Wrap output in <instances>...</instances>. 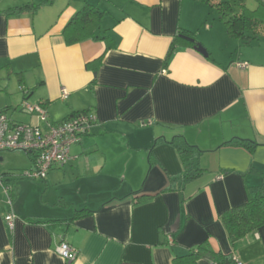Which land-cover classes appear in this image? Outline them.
<instances>
[{
  "label": "crops",
  "instance_id": "obj_1",
  "mask_svg": "<svg viewBox=\"0 0 264 264\" xmlns=\"http://www.w3.org/2000/svg\"><path fill=\"white\" fill-rule=\"evenodd\" d=\"M251 2L257 8L264 0ZM28 3L51 14L6 12ZM86 3L103 11L99 31L110 39L68 45L63 30ZM182 31L208 57L189 47ZM176 37L182 42L166 66ZM244 41L201 0H0V111L36 124L22 110L26 100L44 104L53 123L73 112L96 118L71 160L45 180H16L14 198L0 184V264H174L204 243L217 257L197 264H264V227L232 243L220 220L247 202L264 175V40ZM100 57L92 85L87 65ZM176 135L202 151L208 171L170 188L184 171L169 143ZM100 136L121 152L89 140ZM235 138L258 146L251 153L224 145ZM4 152L1 178L32 168L27 155L30 166ZM36 219L50 222H30ZM62 241L78 252L70 263L57 253Z\"/></svg>",
  "mask_w": 264,
  "mask_h": 264
},
{
  "label": "trees",
  "instance_id": "obj_2",
  "mask_svg": "<svg viewBox=\"0 0 264 264\" xmlns=\"http://www.w3.org/2000/svg\"><path fill=\"white\" fill-rule=\"evenodd\" d=\"M201 1L208 4L211 8L216 9L220 20L225 24L227 32L230 36L245 40L244 42L247 45L258 42L259 40H264L263 2H260L256 9L251 10L247 8L245 4L246 0ZM38 7L39 5L28 3L22 7L19 6L8 9L6 12L22 13L25 11H35ZM102 17L103 11H101L96 6L91 5L90 3H86L71 17L65 26L63 35L66 43L68 45H74L91 39L100 41L109 40L110 36H108V32L101 30L99 31ZM181 34L183 37L190 40L189 42H186L189 47L195 48L196 46L200 45L195 41L191 33L182 31ZM179 42H182V40L180 37H176L167 54V59L165 62L166 66L168 65L176 45L179 44ZM102 58L103 57H100L98 60L87 65L93 70V74L95 76L92 85L96 83L97 71L99 65L102 62ZM16 75L18 76L19 83L23 86L21 88L23 91H25L26 87L23 76L21 73H17ZM42 105L45 107L44 104ZM84 112H73L68 116L67 119ZM169 143L176 147L184 167L182 174L171 177L170 188H176L175 185H183L202 176L208 171V169L205 168L200 161L202 151L197 146L188 144L182 135H176V137L169 141ZM224 145L245 148L251 153H253L255 148L258 146L255 141L241 138H235L227 143H224ZM24 172L26 171H23L18 175L11 174L9 172L3 174L1 178L2 184L8 189L7 192L10 194L11 198H14L17 194L18 188L16 185V180L25 179V177L22 175ZM80 213H82V211H78L77 215ZM220 220L224 225L228 237L232 243H236L245 238L248 234H251L252 232L264 227V175L262 184L255 188L253 194L250 193L247 202L227 210L222 214ZM47 221L36 219L31 220L30 222L34 224H49L50 221ZM203 256L209 258L217 257L209 244L204 243L200 247L191 250L187 255L176 257L174 264H197L198 260ZM232 262V258H224L219 264H232Z\"/></svg>",
  "mask_w": 264,
  "mask_h": 264
},
{
  "label": "built area",
  "instance_id": "obj_3",
  "mask_svg": "<svg viewBox=\"0 0 264 264\" xmlns=\"http://www.w3.org/2000/svg\"><path fill=\"white\" fill-rule=\"evenodd\" d=\"M68 96L69 93L64 89L62 99L66 100ZM22 110L35 116L38 123H17L4 111H0V152H21L27 155L32 162V168L22 175L33 180L43 181L52 168L66 165L71 160L72 147L82 141L96 121L92 113L84 112L62 122L53 123L42 104H30L26 100L22 104ZM39 122H43V125ZM5 190L8 191L7 188ZM16 219L15 213L6 217L11 229L14 228ZM57 253L69 263L74 261L78 254L65 241L57 246ZM232 264L244 263L234 258Z\"/></svg>",
  "mask_w": 264,
  "mask_h": 264
},
{
  "label": "rangeland",
  "instance_id": "obj_4",
  "mask_svg": "<svg viewBox=\"0 0 264 264\" xmlns=\"http://www.w3.org/2000/svg\"><path fill=\"white\" fill-rule=\"evenodd\" d=\"M22 2V4L24 3H27L29 0H20ZM248 8L251 9V10H254L256 8V5H253V2H251V0L248 1ZM48 7L45 8V10H39V7L35 10L37 13H44L45 12V15L48 16L50 15L51 13L48 11ZM43 11V12H42ZM108 18V16H106V19ZM106 25V24H105ZM107 26V25H106ZM103 30L106 29V27H102ZM12 81H15L14 78L11 79ZM19 119H23V120H26L29 118V116H26V115H18ZM22 116V117H21ZM12 119L14 120H18L16 117H12ZM29 120V119H28ZM21 121V120H20ZM19 121V122H20ZM24 122H29V121H24ZM94 138V140H96L100 145L101 147L105 148V149H108L109 147L111 148V151L114 153V155H118L120 152H121V148L119 147L118 148V145H111L110 142L112 141L111 139H107L106 137L104 136H100V137H92L90 138L89 140L91 141L92 139ZM6 155H8V158L10 157V160L12 162H22L23 164H28V166H30V161H29V158L24 155V154H21V153H16V152H4ZM3 153V154H4ZM29 180H33L31 178H28ZM33 181H36V180H33Z\"/></svg>",
  "mask_w": 264,
  "mask_h": 264
},
{
  "label": "water",
  "instance_id": "obj_5",
  "mask_svg": "<svg viewBox=\"0 0 264 264\" xmlns=\"http://www.w3.org/2000/svg\"><path fill=\"white\" fill-rule=\"evenodd\" d=\"M195 49H196L199 53H201L203 56L208 57V52H207V50H206L203 46L198 45L197 47H195Z\"/></svg>",
  "mask_w": 264,
  "mask_h": 264
}]
</instances>
